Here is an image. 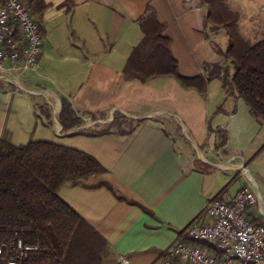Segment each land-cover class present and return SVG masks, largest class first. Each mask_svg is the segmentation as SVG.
I'll list each match as a JSON object with an SVG mask.
<instances>
[{
	"label": "crops",
	"instance_id": "1",
	"mask_svg": "<svg viewBox=\"0 0 264 264\" xmlns=\"http://www.w3.org/2000/svg\"><path fill=\"white\" fill-rule=\"evenodd\" d=\"M222 1L238 15V32L245 40L264 34V0ZM44 3L47 7L38 19L44 44L50 30L54 35L62 23L65 40L72 33L71 40L83 51L74 54L78 83L68 103L77 116L104 111L106 116L97 119L104 120L110 132L89 136L82 131L87 124L79 121L63 130L56 119L61 98L42 89L31 76H18L21 82L14 89L0 83V137L7 133L14 146L33 139L86 152L106 169L86 184L105 182L135 203L119 201L106 187L63 184L58 190L60 198L108 243L102 264H116L119 259L152 264L184 228L202 218L210 200L234 195L247 178L264 196V120L255 118L220 81L212 92L208 83L205 94L199 95L182 89L172 78L140 83L122 77L125 61L141 38L138 20L147 9L166 24L180 74L195 76L203 73L204 64L225 63L227 38L204 26L207 10L197 0ZM45 58L43 45L36 72ZM44 93L50 98L53 122L49 114L40 116L36 111L37 97ZM115 114L132 121L133 129L112 130ZM99 123L92 120L94 127Z\"/></svg>",
	"mask_w": 264,
	"mask_h": 264
},
{
	"label": "trees",
	"instance_id": "2",
	"mask_svg": "<svg viewBox=\"0 0 264 264\" xmlns=\"http://www.w3.org/2000/svg\"><path fill=\"white\" fill-rule=\"evenodd\" d=\"M24 1L43 33L38 19L47 5L44 0ZM197 1L207 10L204 26L212 32H223L227 38V48L222 53L225 63L204 64L203 73L195 76L180 74L170 50L166 24L158 20L155 11L147 9L138 20L141 38L125 61L123 79L146 83L172 78L182 89L199 95L205 94L211 80L218 79L222 88L241 99L255 118L264 120V38L249 44L238 32V15L228 11L224 1ZM61 105L58 121L67 131L78 122L66 116L73 112L71 105L65 101ZM90 117L97 120L95 115ZM117 117L124 119L115 114L112 126ZM132 129L116 131L127 133ZM109 132L105 129L88 135ZM221 134V143L225 144L226 134ZM105 172L92 155L81 150L33 139L14 146L7 133L0 137V242L20 240L24 246L32 247L17 264H102L109 253L108 243L60 198L58 190L63 184L106 187L119 201L135 204L105 182L86 184ZM253 221L264 224V220ZM171 262L182 264L177 259Z\"/></svg>",
	"mask_w": 264,
	"mask_h": 264
},
{
	"label": "built area",
	"instance_id": "3",
	"mask_svg": "<svg viewBox=\"0 0 264 264\" xmlns=\"http://www.w3.org/2000/svg\"><path fill=\"white\" fill-rule=\"evenodd\" d=\"M44 35L23 0L0 1V82L16 87L20 72H35ZM244 172V171H243ZM246 173V172H244ZM200 219L152 264H264V196L250 178L234 195L210 200ZM210 247L211 250H208ZM20 240L0 242V264H17L27 250ZM116 264H131L119 259Z\"/></svg>",
	"mask_w": 264,
	"mask_h": 264
},
{
	"label": "rangeland",
	"instance_id": "4",
	"mask_svg": "<svg viewBox=\"0 0 264 264\" xmlns=\"http://www.w3.org/2000/svg\"><path fill=\"white\" fill-rule=\"evenodd\" d=\"M60 27L57 28V34L56 32L54 35L51 33H48V36L45 39L44 49L45 54L48 55V58L43 61V66H39L40 68L36 72H20L19 77L27 78L28 76H31L36 83H38L42 89L49 90L50 92H54L56 95H58L61 99V104L63 101L65 103H68L70 101L69 94H71L74 91L75 86L77 85V76L75 74V57L74 54L77 52L83 53L81 47L75 43L74 39L71 40V37H73V34L70 33L68 37L70 38L69 41L65 40V31H63V24H59ZM55 41L56 46L52 43V39ZM264 38V34L260 35L259 37H254L252 39L246 40L249 44H253L256 41ZM72 43V44H70ZM75 45V47H74ZM21 81L18 80L17 85L19 86V83ZM27 82V80H26ZM1 83V82H0ZM6 84V83H5ZM9 88L14 89L16 86L13 84H6ZM219 85V80L214 79L209 82V90L212 92L214 89H216ZM39 88L40 90H42ZM50 98L47 94H43V97H37V106L36 111L40 116H45V114H49L52 121V107L50 105V101H48ZM70 103V102H69ZM69 119L74 118L77 120V122H82L83 124H87V128L84 127L82 131H85L86 133H94L99 132L105 129H108L106 126V122L102 119H97L95 122H100L99 124H96V126H92V118L89 115H79L77 116L74 112L67 113ZM106 116V113L103 111L101 113H98L95 115L96 118L104 117ZM115 116V115H114ZM113 116V117H114ZM45 119H48L45 117ZM58 121V117H56ZM50 120V119H49ZM126 120V119H125ZM59 122V121H58ZM114 126L111 128L112 130H115L119 127L120 129H128L130 126H132V121L126 120L124 122V119L117 117V119L113 122ZM125 124V125H124ZM90 125V126H88ZM118 130V129H117Z\"/></svg>",
	"mask_w": 264,
	"mask_h": 264
}]
</instances>
